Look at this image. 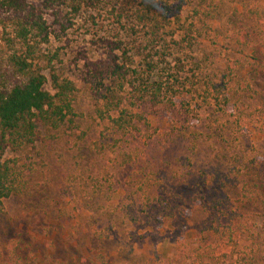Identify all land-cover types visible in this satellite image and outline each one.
Returning a JSON list of instances; mask_svg holds the SVG:
<instances>
[{
  "label": "rangeland",
  "instance_id": "1",
  "mask_svg": "<svg viewBox=\"0 0 264 264\" xmlns=\"http://www.w3.org/2000/svg\"><path fill=\"white\" fill-rule=\"evenodd\" d=\"M75 1L77 14L46 16L47 44L31 42L74 83L76 129L6 152L26 178L0 212V264H264V0H186L194 42L175 47L193 57L194 87L157 106L166 74L135 82L120 97L123 131L96 113L77 56L99 59L129 14L123 0ZM13 17L0 11V88L18 80Z\"/></svg>",
  "mask_w": 264,
  "mask_h": 264
},
{
  "label": "trees",
  "instance_id": "2",
  "mask_svg": "<svg viewBox=\"0 0 264 264\" xmlns=\"http://www.w3.org/2000/svg\"><path fill=\"white\" fill-rule=\"evenodd\" d=\"M123 4L121 11L129 17L120 24L122 14H118V29L108 32L102 40L103 55L97 60L84 53L77 56L82 63L80 77L99 103L96 113L102 119H111L120 131L132 125L131 116L119 110L120 97L127 88L134 90L135 82L145 79L147 83L160 72L166 74L164 84L160 82L152 93V103L158 106L161 95L169 99L178 92L189 93L196 76L194 70H185L187 65L194 67L193 57L186 60V56L185 62L180 59L176 42L177 37L189 47L194 42L193 23L183 20L186 0H123ZM57 7L64 8L56 10ZM68 9L77 14L80 4L75 0H39V5L34 6L27 0H0V11L14 16V39L21 47L7 59L18 80L0 88V212L6 200L22 191L26 178L14 160L4 158L6 152L21 153L53 139L43 132H57L63 127L69 131L76 129L74 83L59 74L50 58L35 52L36 43L31 42L32 36L37 35L40 43L47 44L51 32L46 16L50 14L57 24L60 13L69 12ZM120 29L134 39L132 43L137 41L144 48L138 47L134 52L132 43L126 44L120 36ZM135 59H139L142 72L133 68ZM117 111L118 117L111 118L110 113Z\"/></svg>",
  "mask_w": 264,
  "mask_h": 264
}]
</instances>
